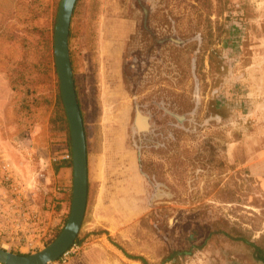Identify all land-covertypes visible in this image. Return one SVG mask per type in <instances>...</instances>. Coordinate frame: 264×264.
Returning a JSON list of instances; mask_svg holds the SVG:
<instances>
[{
	"label": "rangeland",
	"instance_id": "rangeland-1",
	"mask_svg": "<svg viewBox=\"0 0 264 264\" xmlns=\"http://www.w3.org/2000/svg\"><path fill=\"white\" fill-rule=\"evenodd\" d=\"M59 1L0 0V154L34 201L57 219L37 248L11 250L17 253L52 241L70 209L71 196L57 215L59 198L44 191V177L35 173L39 157L60 149L71 154L70 135L67 141L58 119L53 29ZM75 2L68 50L87 165L92 179L100 175L96 201L105 204L106 185L117 191L108 195L115 208L98 211L97 219L119 224L126 236L106 235L116 252L89 244L90 193L75 238L83 247L63 264H264V0ZM139 10L147 16L157 10L171 20L182 71L174 82L197 103L190 109L182 99L174 107L163 95L147 133L132 129L121 73L123 63L129 65L125 39ZM4 29L25 33L26 43ZM194 43L200 51L189 69ZM19 67L33 71L31 93L9 84V71ZM20 103L32 117L26 133ZM139 204L144 209L135 210ZM4 216L0 210V224ZM90 231L109 232L102 226Z\"/></svg>",
	"mask_w": 264,
	"mask_h": 264
},
{
	"label": "flooded vegetation",
	"instance_id": "flooded-vegetation-1",
	"mask_svg": "<svg viewBox=\"0 0 264 264\" xmlns=\"http://www.w3.org/2000/svg\"><path fill=\"white\" fill-rule=\"evenodd\" d=\"M138 12L141 14L139 22L134 27L131 26L132 29L129 28V35L125 39L126 60L129 65L126 68L123 63L121 73L123 84L126 86L128 107L132 114V129L135 133H147L152 128L154 119H158L157 102L163 95L166 99L169 97L174 107L182 106V99H185V104H189L190 109L197 103L193 94L187 95L183 89H178L177 82H174L175 79L182 77V71L177 67L175 53L180 49L176 46L178 42L175 37L171 36L173 32L171 20L157 10L151 11L148 16L146 15L148 11ZM145 19L148 26H145ZM191 34L194 35L195 32L192 31ZM197 46L200 44L194 43L189 48V69L200 51ZM162 81L168 82L164 85ZM137 118L142 120L140 126L137 125Z\"/></svg>",
	"mask_w": 264,
	"mask_h": 264
},
{
	"label": "water",
	"instance_id": "water-1",
	"mask_svg": "<svg viewBox=\"0 0 264 264\" xmlns=\"http://www.w3.org/2000/svg\"><path fill=\"white\" fill-rule=\"evenodd\" d=\"M75 1H59L53 29L54 64L70 135L72 189L69 213L56 237L35 252L17 253L0 247L2 264H48L54 261L76 238L84 216L88 183L86 141L68 50L70 17Z\"/></svg>",
	"mask_w": 264,
	"mask_h": 264
},
{
	"label": "built area",
	"instance_id": "built-area-1",
	"mask_svg": "<svg viewBox=\"0 0 264 264\" xmlns=\"http://www.w3.org/2000/svg\"><path fill=\"white\" fill-rule=\"evenodd\" d=\"M70 158L71 154L67 149L53 151L48 157L38 158V169L35 173L43 175L44 191H50L56 198L64 188L52 179L53 165ZM0 181L3 185L0 210L4 209L5 213L4 222L0 224V247L9 251L37 248L53 227L49 211L37 204L30 192L27 193V188L30 187L18 180L12 164L2 154H0ZM82 247L83 244L74 239L57 259L48 264H63Z\"/></svg>",
	"mask_w": 264,
	"mask_h": 264
},
{
	"label": "crops",
	"instance_id": "crops-1",
	"mask_svg": "<svg viewBox=\"0 0 264 264\" xmlns=\"http://www.w3.org/2000/svg\"><path fill=\"white\" fill-rule=\"evenodd\" d=\"M137 125H141L142 124V120L137 118ZM70 159L67 160H61L57 163V165L54 168V173L52 176V179H54L56 181V183L60 184L63 186V191L60 193L59 198V205H58V210H57V215L62 214L65 210H66V206H67V202L70 199L71 196V183H72V169H71V164H70ZM22 163V162H21ZM18 168H20V165L18 166ZM100 175L95 177V180L92 179V174L90 176V169H89V163L87 165V181L90 187V193L94 194L93 197V205L89 206V216L90 219L89 221L85 222L86 224V232L87 235L86 238L89 242V244H93L95 246H101L103 245L106 249L110 250V251H115V247L113 244H111L107 238L106 235H110L113 234L114 232L117 234L119 233V237L120 238H124L126 236V231L124 229H121V226L115 225V224H104L101 220L97 219V212L100 210H108V209H112L115 208V206L112 205V203H109V199H108V195L110 194H115L117 193V191H114L112 186H108L106 185V192H105V204H103V202H98L96 201L98 195H99V189L101 188L100 186V182L99 181ZM99 182V183H98ZM140 187V186H139ZM93 191V192H92ZM141 193V190H136L134 192H132V194H135V196L137 197V195ZM99 200V199H98ZM101 205H105V206H100ZM141 210L144 209V206L140 207V204L137 205V207L135 206V210ZM52 225H54L57 222L56 218L51 219ZM90 223V226H88L87 224ZM93 226H102L103 228H105L106 230H108L109 232L106 234H99L98 232L96 234H93L92 231H90ZM121 240V239H118ZM102 246V247H103ZM92 250H98V248L95 247H91ZM116 252V251H115ZM118 258L122 259V255L118 254Z\"/></svg>",
	"mask_w": 264,
	"mask_h": 264
},
{
	"label": "trees",
	"instance_id": "trees-1",
	"mask_svg": "<svg viewBox=\"0 0 264 264\" xmlns=\"http://www.w3.org/2000/svg\"><path fill=\"white\" fill-rule=\"evenodd\" d=\"M75 7H76V2L74 4L73 10H72L70 22H71L73 14L75 12ZM26 29L27 28H25V31H26ZM2 31L6 32V34L9 36L10 39H16L17 38L21 44H25L27 41V36L25 33H18V32H15L13 29L12 30L10 29L8 31H6L4 29ZM70 36H71V27L69 25L68 38H70ZM45 44L47 45V40L44 41V45ZM70 62L72 63V60H70ZM32 73H33L32 70L20 68V67L14 68L11 71H9V73H8L9 74V84H11V88L13 90H18V85H20V86H22L23 90H25L26 93H31L33 88H30L29 81L31 79ZM74 88H75V85H74ZM75 93H76V88H75ZM57 98H58V104L60 107V116L58 117V119L60 122V126L65 128V131H66L65 132V135H66L65 138L68 141L69 140V131H68L67 118H66L65 110H64L59 92H58ZM77 103H78V101H77ZM17 111H18L19 116H20L19 118L21 119L20 123H21V125H23L22 129H24L23 131H24V133H26L27 132L26 127H27V125H29V123L31 122V119H32L31 115L29 114L30 112H29V107H28L27 103H20L19 106L17 107ZM23 127H25V128H23ZM66 145H67V147H69L68 142ZM70 164H71V162H70ZM55 166L56 165H54L53 168H55ZM89 196H90V187H89V184L87 183V201H88ZM59 230L57 231L55 236L59 233ZM255 250H256L257 255H259L261 252V249L258 246H256ZM141 261H142V259H141ZM262 261L264 262V258L262 259ZM142 262H143V264H146V263H144V261H142Z\"/></svg>",
	"mask_w": 264,
	"mask_h": 264
},
{
	"label": "bare ground",
	"instance_id": "bare-ground-1",
	"mask_svg": "<svg viewBox=\"0 0 264 264\" xmlns=\"http://www.w3.org/2000/svg\"><path fill=\"white\" fill-rule=\"evenodd\" d=\"M53 262V261H52Z\"/></svg>",
	"mask_w": 264,
	"mask_h": 264
}]
</instances>
